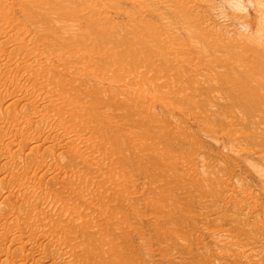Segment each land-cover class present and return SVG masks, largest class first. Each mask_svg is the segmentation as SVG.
Returning a JSON list of instances; mask_svg holds the SVG:
<instances>
[{"label":"rangeland","instance_id":"rangeland-1","mask_svg":"<svg viewBox=\"0 0 264 264\" xmlns=\"http://www.w3.org/2000/svg\"><path fill=\"white\" fill-rule=\"evenodd\" d=\"M139 1L0 0V264H264V0Z\"/></svg>","mask_w":264,"mask_h":264},{"label":"bare ground","instance_id":"bare-ground-1","mask_svg":"<svg viewBox=\"0 0 264 264\" xmlns=\"http://www.w3.org/2000/svg\"><path fill=\"white\" fill-rule=\"evenodd\" d=\"M138 1H139V0H138ZM148 1H149V0H148ZM148 1H147V0H145V1H144V0L142 1V0H141V3H144V5H145V4H146L145 2H147V4L145 5V6L147 7V6H148ZM172 1H173V0H172ZM253 1H254V0H253ZM253 1H252V2H253ZM255 1L257 2V0H255ZM259 1H260V0H258V2H259ZM89 2H90V1H89ZM134 2H136V1H134ZM139 2H140V1H139ZM151 2L153 3V1H150V3H151ZM156 2H157V0L155 1V3H156ZM160 2H161V1H160ZM162 2L164 3V1H162ZM165 2H167V0H166ZM173 2H174V1H173ZM176 2H177V1H176ZM176 2H175V3L167 2V4H168V3H171L172 5L169 4V6L173 8V7L176 5ZM150 3H149V4H150ZM155 3H153V4H155ZM163 3H162V4H163ZM259 3H260V2H259ZM259 3H257V4H259ZM134 4H136V3H134ZM162 4H161V5H162ZM165 4H166V3H165ZM165 4H164V5H165ZM254 4H255V2H254ZM138 5H139V4H137V7H138ZM157 5H158V3H157ZM164 5H163V6H164ZM261 5H262V4H261ZM152 6H153V5H152ZM152 6H151V7H152ZM155 6H156V4H155ZM155 6H153V7H155ZM257 6H258V5H257ZM259 6H260V5H259ZM259 6H258V8H259ZM139 7H140V6H139ZM139 7H138V8H139ZM153 7H152V8H153ZM156 7H157V6H156ZM164 7H165V6H164ZM164 7H163V9H164ZM167 7H168V6H166V9H167ZM260 7H261V6H260ZM159 8H160V7H159ZM159 8H158V10H156V8H155V11L158 12V11H159ZM175 8H176V7H175ZM175 8H174V9H175ZM258 8H257V9H258ZM139 9H140V8H139ZM148 9H149V6H148ZM168 9H169V8H168ZM168 9H167V11H170V12H171L172 9H171V8H170V10H168ZM146 10H147V9H146ZM151 10H152V9H151ZM177 10H178V9H177ZM177 10H175V11L173 10V13H172V14H174V13L176 14V11H177ZM259 10H260V9H259ZM141 11H145V10L143 9V10H141ZM152 11H154V8H153ZM161 11H162V9H161ZM164 11H165V10H164ZM177 13H178V12H177ZM162 14H165V13L162 11ZM168 14H169V12H168ZM170 15H171V14H170ZM240 18H241V17H240ZM241 19H242V18H241ZM258 19H259V18H258ZM225 21H226V20H225ZM239 21H240V20H238L237 23H238ZM246 21H247V20H246ZM246 21H245V22H246ZM257 21H258V20H257ZM259 21H260V20H259ZM241 22H242V21H241ZM241 22H240V23H241ZM243 22H244V21H243ZM247 22H248V21H247ZM257 23H258V22H257ZM242 24H244V23H242ZM244 25H245V24H244ZM257 25H258V24H257ZM259 25H260V24H259ZM246 26H247V25H245V27H246ZM259 30H260V29H258V31L256 30L257 33L259 32ZM13 33H14V32H13ZM13 33H11V35H12ZM15 33H16V32H15ZM15 33L13 34V36L15 35ZM258 36H259V35H258ZM258 36H257V38H258ZM259 39H260V38H259ZM20 46H21V45H20ZM22 47H23V46H22ZM19 48H20V47H19ZM24 48H25V47H24ZM8 58H9V56H8ZM9 59H10V58H9ZM12 60H13V59H12ZM15 64H16V63H15ZM23 64H24V63H23ZM26 64H27V63H26ZM26 64H25V65H26ZM39 64H40V63H39ZM19 66H20V65H19ZM27 66H28V65H27ZM17 67H18V66H17ZM20 67H22V65H21ZM37 67H38V66H37ZM37 67H36V69H34L33 72H32V73L34 74V76H37L38 74H41V73H42L41 70H44V69H42V68H43L42 66H41V67L39 66V68H37ZM45 67H47V66L45 65ZM45 67H44V68H45ZM32 68H33V67H32ZM16 69L18 70V68H16ZM14 70H15V69H14ZM8 71H9V70H8ZM20 71H21V70H20ZM23 71H24V70H23ZM23 71H22V72H23ZM28 71H29V70H28ZM17 72H18V71H17ZM24 72H25V71H24ZM18 73H20V72H18ZM25 73H26V72H25ZM32 73H31V74H32ZM21 74H22V73H21ZM5 78H6V77H5ZM259 78H260V77H259ZM16 79H17V78H16ZM261 79H262V78H261ZM10 80H11V79H10ZM259 82H260V81H259ZM257 83H258V82H257ZM261 83H262V82H261ZM260 85H261V84H260ZM261 86H262V85H261ZM256 90H257V89H256ZM261 91H262V90H261ZM261 91H259V92H261ZM258 96H259V95H258ZM256 100H257V99H256ZM257 101H258V100H257ZM259 101H260V100H259ZM261 107H262V106H261ZM261 109H262V108H261ZM263 110H264V109H263ZM34 116H35V115H34ZM23 151H24V150H23ZM35 157H36V155H35ZM37 158H38V157H37ZM31 159H33V158H31ZM30 162H31V161H30ZM39 163H40V162H39ZM36 164H37V163H36ZM39 167H40V166H39ZM20 168H21V167H20ZM40 168H41V167H40ZM38 171H39V170H38ZM5 178H6V177H5ZM14 181H15V180H14ZM15 182H16V181H15ZM21 186H22V185H21ZM17 189H18V188H17Z\"/></svg>","mask_w":264,"mask_h":264}]
</instances>
